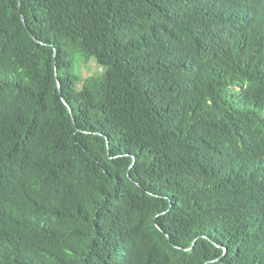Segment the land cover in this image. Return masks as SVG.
I'll return each instance as SVG.
<instances>
[{
    "label": "trees",
    "instance_id": "trees-1",
    "mask_svg": "<svg viewBox=\"0 0 264 264\" xmlns=\"http://www.w3.org/2000/svg\"><path fill=\"white\" fill-rule=\"evenodd\" d=\"M0 264H264V0H0Z\"/></svg>",
    "mask_w": 264,
    "mask_h": 264
},
{
    "label": "rangeland",
    "instance_id": "rangeland-1",
    "mask_svg": "<svg viewBox=\"0 0 264 264\" xmlns=\"http://www.w3.org/2000/svg\"><path fill=\"white\" fill-rule=\"evenodd\" d=\"M74 71L78 76L76 87L77 89H80L84 79L89 76L99 75L102 72V69L98 67L94 61H89L88 63L85 62L83 56L78 54L75 57Z\"/></svg>",
    "mask_w": 264,
    "mask_h": 264
}]
</instances>
